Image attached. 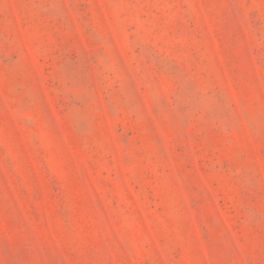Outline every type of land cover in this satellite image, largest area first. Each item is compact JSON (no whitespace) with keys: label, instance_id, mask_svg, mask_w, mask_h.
I'll use <instances>...</instances> for the list:
<instances>
[{"label":"rangeland","instance_id":"obj_1","mask_svg":"<svg viewBox=\"0 0 264 264\" xmlns=\"http://www.w3.org/2000/svg\"><path fill=\"white\" fill-rule=\"evenodd\" d=\"M0 264H264V0H0Z\"/></svg>","mask_w":264,"mask_h":264}]
</instances>
